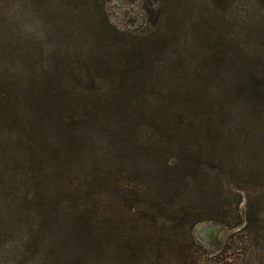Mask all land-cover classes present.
<instances>
[{"label": "rangeland", "instance_id": "rangeland-1", "mask_svg": "<svg viewBox=\"0 0 264 264\" xmlns=\"http://www.w3.org/2000/svg\"><path fill=\"white\" fill-rule=\"evenodd\" d=\"M247 52L264 0H0V264H211Z\"/></svg>", "mask_w": 264, "mask_h": 264}, {"label": "trees", "instance_id": "trees-1", "mask_svg": "<svg viewBox=\"0 0 264 264\" xmlns=\"http://www.w3.org/2000/svg\"><path fill=\"white\" fill-rule=\"evenodd\" d=\"M246 54L244 77L232 82L234 99L230 97V108L225 112L227 119L223 121L222 117L203 142L217 147L209 156L226 171L234 190L225 198L219 192L206 190V179L202 177L201 198L218 209L216 221L229 231L224 248L209 259L211 264H264V72L256 71V55ZM225 164L230 167H223ZM229 196L238 200L231 201L227 205L230 210L224 212L222 202ZM242 200L243 213L239 208ZM203 255L196 251L193 263L201 264Z\"/></svg>", "mask_w": 264, "mask_h": 264}]
</instances>
